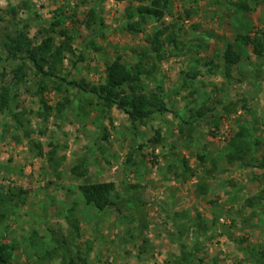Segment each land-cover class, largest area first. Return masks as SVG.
<instances>
[{"label": "rangeland", "instance_id": "rangeland-1", "mask_svg": "<svg viewBox=\"0 0 264 264\" xmlns=\"http://www.w3.org/2000/svg\"><path fill=\"white\" fill-rule=\"evenodd\" d=\"M241 1L249 9L238 10ZM152 2L30 0L24 8L23 0H0V93L8 87L10 96L0 111V185L26 192L6 207L0 226V241L16 245L14 263L65 264L64 248L71 257L91 244L89 264H264V171L226 159L241 125L261 141L257 156L264 152V55L235 39L264 31V0H162L161 20L147 17L130 29L128 11ZM91 10L96 20L88 24ZM163 26L179 47L167 45L153 79L143 80L147 90L164 85L170 111L134 124L85 88L103 83L119 56L134 64ZM20 30L35 50L49 34L61 44L65 30L72 51L64 49L53 73L47 65L41 71L14 57L9 35ZM229 44L244 55L226 77ZM22 62L24 79L16 80ZM194 68L192 79L186 73ZM100 181L115 182L120 195L103 210L79 189ZM57 240L63 249L52 254Z\"/></svg>", "mask_w": 264, "mask_h": 264}, {"label": "trees", "instance_id": "trees-1", "mask_svg": "<svg viewBox=\"0 0 264 264\" xmlns=\"http://www.w3.org/2000/svg\"><path fill=\"white\" fill-rule=\"evenodd\" d=\"M124 1V0H117ZM137 2H143L144 0H135ZM162 0H153L151 5L142 4L136 8H132L128 11L127 20L128 27L130 29H136V26L143 27V22L147 17L156 18L161 20L166 13L167 3H162ZM167 2V1H165ZM30 0H23L24 8H28ZM249 6L246 1L238 3V10H247ZM15 11V8H12ZM97 12L91 10L89 13L88 24L96 20ZM136 16L140 17V20L131 21ZM143 21V22H142ZM60 22H53L52 26L59 25ZM54 28L48 30V33L54 32ZM61 35L65 36V40L61 44L56 45L55 37L47 35L36 48H33L31 39L28 36V32L25 30L17 32L15 35H9L10 41L14 45V57L23 60L24 62L31 61L39 70L44 71L45 66L49 67V73H53V70L59 63L63 62L64 49L68 48L72 51L71 40L72 37L65 30L61 31ZM237 41H240L242 46H252L253 52L256 55H264V31L251 36L249 33H238L235 36ZM148 46L143 48L138 55V58L134 64L129 65L119 56L111 64L107 65V74L105 81L98 85H92L89 88H85L86 92L94 94L99 103L104 104L107 107L117 106L120 110L125 112L130 118L131 122L144 123L146 119L154 116L156 113H162L170 111L166 105L164 96L162 95L165 87L161 82H156L155 88L147 90L144 85L143 77L153 79L156 72L158 71V63L164 60L167 55V45L174 44L175 47H179V41L176 35L169 32V26H163L157 28L155 33L147 38ZM168 43V44H167ZM241 47L240 44L238 46ZM242 47L241 49H235L232 44H229L223 53L224 60V73L226 77H231L234 67L242 60L243 57ZM24 62H22L17 70L15 78L16 80H23L25 75ZM209 64V63H208ZM194 68L191 72H187L186 75L190 78H196L199 74L197 69ZM213 72V68H210ZM83 87V86H81ZM61 88V86H59ZM9 88L6 87L0 93V111L10 106V96L8 93ZM46 109L50 107L44 102ZM235 104V103H234ZM64 106L60 103V106ZM230 109V106L227 107ZM14 118L20 120V114L12 112ZM204 112L199 111L194 116V120L202 116ZM189 124V128L194 130L192 126L193 122L186 121ZM159 137L155 140L160 141ZM228 151L226 152V159L229 163H240L243 167L252 166L260 168L264 171V152L261 156H257L256 150L260 147L261 141L255 140L253 137L252 130L244 125H241L238 131L232 135L231 140L228 143ZM53 152V151H52ZM204 160V156H200ZM52 159V157H51ZM82 162L77 164L73 171L78 173V169L82 166ZM214 168L217 169L215 160L213 161ZM84 174L85 171L79 172ZM206 185L202 184L198 186V193H205ZM80 192L82 193L85 202L88 205L96 207L98 209H106L116 203L115 195L116 185L113 181H100L93 183H83L79 186ZM26 192L24 190H18V193L14 192L13 189L5 191L3 186L0 185V226H6L5 220L7 213L6 207L12 203L17 196H21ZM24 200H22L23 202ZM69 218V216H68ZM71 225H75L78 228L79 221L74 218L73 213H70L68 220ZM58 241V240H57ZM66 242V240H65ZM63 243L58 241L56 246L52 248L50 253L55 254L58 249H63ZM16 249V245L13 243L1 242L0 241V264H16L13 262V251ZM63 255V263L65 264H89L88 255L90 254L91 244L88 245L86 252L77 251L75 256H68L67 249Z\"/></svg>", "mask_w": 264, "mask_h": 264}]
</instances>
